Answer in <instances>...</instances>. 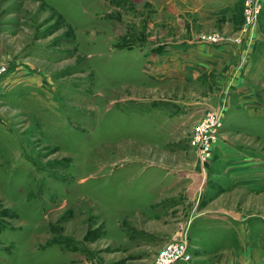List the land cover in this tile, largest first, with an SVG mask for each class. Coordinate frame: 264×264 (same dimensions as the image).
<instances>
[{"label": "rangeland", "instance_id": "rangeland-1", "mask_svg": "<svg viewBox=\"0 0 264 264\" xmlns=\"http://www.w3.org/2000/svg\"><path fill=\"white\" fill-rule=\"evenodd\" d=\"M217 50L243 74H193ZM238 84L248 104L229 102ZM218 108L208 164L186 135L199 201L158 202L174 177L169 120ZM222 147L262 163L264 185V0H0V264H154L174 238L192 253L174 264H229L214 262L206 211L209 188L227 184ZM247 208L263 239L244 264H264V190Z\"/></svg>", "mask_w": 264, "mask_h": 264}, {"label": "crops", "instance_id": "crops-1", "mask_svg": "<svg viewBox=\"0 0 264 264\" xmlns=\"http://www.w3.org/2000/svg\"><path fill=\"white\" fill-rule=\"evenodd\" d=\"M183 52L184 50H181V52L177 51V56L188 55ZM188 53H191L192 60L197 57L200 58L199 50L197 52L191 50ZM235 55V53L217 50L210 53L207 57V59L211 60V65L208 66L210 70L207 68H201V70L196 67H191V70L194 71L193 74H201L204 71H220L216 72L220 76L234 65ZM244 67L245 64L239 61L234 68L240 71L239 74L242 75ZM239 79L242 80V77H239ZM216 90H219V88ZM242 91L241 86L238 84L232 90V97L229 98V102H233L237 98L236 104H248L249 99L244 94L245 92ZM195 115L193 114V116H190L191 119L187 117L181 122L174 119L169 120L174 135L178 140V146L167 153L168 157H170L169 160H173V162L164 165L174 177L170 183L160 185L158 202L164 200L167 193L181 196L178 202L196 203L199 201L201 185L200 175L198 174L199 164L192 159V155L188 152L190 148L186 140L187 134L195 131L200 120ZM219 156V159L223 160V165L228 167L226 169L223 167V172L227 173V184L223 188H214L212 190L209 188L208 190L211 198L208 199L206 211L207 213H213L216 219L214 222V229L216 230H213V234L210 236L209 250L215 255L219 254L214 259V262H229V264H232V259L238 257L236 253L238 251L241 252L242 264L253 262L257 259V254L261 252L259 245H261L263 234L262 231L258 230L257 221L250 222V219L254 220V215H257L258 211L256 209L255 212L249 210L247 205L250 203L258 204L262 200L264 190L263 179L261 178L263 176V164H259L257 160L251 161L252 159H249L242 150L234 151L228 147H222L219 151ZM251 157L254 158L253 156ZM236 235H241L239 242L235 238Z\"/></svg>", "mask_w": 264, "mask_h": 264}, {"label": "built area", "instance_id": "built-area-1", "mask_svg": "<svg viewBox=\"0 0 264 264\" xmlns=\"http://www.w3.org/2000/svg\"><path fill=\"white\" fill-rule=\"evenodd\" d=\"M260 7L248 1L245 16L249 24L257 21ZM208 41L213 43L221 40V36L210 35ZM223 126V110L218 108L209 110L199 121L191 136V145L194 147L198 160L204 165L208 164L213 156L219 140L220 130ZM192 258L189 242L183 238H174L158 254L154 264H174L179 261L187 262Z\"/></svg>", "mask_w": 264, "mask_h": 264}]
</instances>
